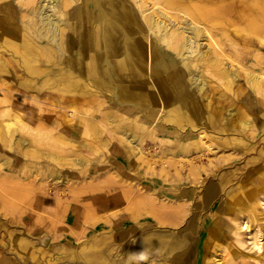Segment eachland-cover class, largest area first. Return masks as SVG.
<instances>
[{
    "label": "bare ground",
    "instance_id": "obj_1",
    "mask_svg": "<svg viewBox=\"0 0 264 264\" xmlns=\"http://www.w3.org/2000/svg\"><path fill=\"white\" fill-rule=\"evenodd\" d=\"M19 158L58 222L94 192L117 240L143 212L134 264H264V0H0V167ZM107 240L71 259L105 258Z\"/></svg>",
    "mask_w": 264,
    "mask_h": 264
},
{
    "label": "rangeland",
    "instance_id": "obj_2",
    "mask_svg": "<svg viewBox=\"0 0 264 264\" xmlns=\"http://www.w3.org/2000/svg\"><path fill=\"white\" fill-rule=\"evenodd\" d=\"M77 29H78V27H77ZM231 52H233L232 49H231ZM239 53L241 54V56H240L241 58L247 56V52H239ZM103 68H105V67L102 66V69ZM15 93H16L15 94L16 98L21 97L22 99H26V97H27L25 94H23L24 92L22 89L16 88ZM16 98H14V100H16ZM43 112L45 113V115L49 114L48 110L47 111L45 110ZM33 113L38 114L37 111H33ZM5 117L6 116H4V119L7 118V117L6 118ZM78 135H79V133L76 136L78 137ZM80 138H82V136ZM47 145H48L47 142L46 143L42 142L40 144V147L41 148H47ZM145 148H149L150 155H151V154H153V150L155 149V146L149 144V145H146ZM4 152L5 153H12V152H10V150L7 151V148L6 149L4 148ZM150 155H149V157H150ZM106 156L108 158V162L111 161V154H107ZM17 161L18 162L13 164V165L11 164L7 167H0V260L5 258L4 260L9 261L10 264H100V261H97L95 259L89 260V261H83V260H85L84 255H82L83 259L81 258L78 261L71 259L70 251L68 248L70 247V249H76L79 251H81V249H82V251H84V249H86L85 246H87V243H86V242H88V241H86L87 239L85 240V238H83V234H79V232H80V231L78 232L79 229H76L77 233L73 234V237L68 236V233L71 232V227L68 225V222H66L67 221L66 219H64L61 222L60 221L58 222V221L54 220V216L46 218L48 216V214H46L45 212L41 213V210L38 209L39 204L36 201L38 200V198H40V196H46L49 198V200H51L54 196V193L52 192L51 189H48L46 187L42 188L41 186H39L38 185L39 183H37V179L39 177L36 175L33 177L32 174L30 173L29 167L32 166L33 161L27 162L26 160H23L20 158ZM25 162H27V163H25ZM106 162L102 166H100L101 167L100 169L102 170L101 173H103V174L99 173V174H97V176H95V177H97L96 180L98 183L102 182L104 179L103 176H105V174H104L105 172L103 169L106 166ZM14 165H16V166H23L24 165L22 168L23 172H21L20 175L17 174L18 176L15 179L10 177V176L8 177V175H10V173H12V171L15 169ZM51 165H53V164H51ZM156 166H158V165H156ZM64 168L68 169L67 171H69V172L71 170H72L71 172H74V170L72 168L70 169L68 166H65ZM143 173L144 172H141V174H139L137 176L133 175L130 179L133 182L140 183V188H141V186H144L147 183V180L150 179L149 176H145V175H143ZM92 177H94V176H92ZM214 180H216V179H214ZM90 181H92V179L87 180V179L81 178L79 180V182H81V183L76 184L73 180L71 182V185H69V188L73 189L75 192H78V191L80 192V189L87 187V184L90 183ZM144 182H146V183H144ZM33 184H34V186H33ZM25 186H26V188H25ZM27 187H29V188H27ZM27 189L28 190L31 189V190H29V192H31V193H29L27 191ZM5 191L7 192L6 194H5ZM34 191H35V193H34ZM104 192H105V190H104ZM10 193L14 194V195L16 194L15 196H17V198L15 197V199H14L13 198L14 195L11 196ZM101 193L100 192H94L92 194H101ZM71 194H72L71 192L68 194L69 198H71L69 196ZM81 197H83V195ZM2 198H4V199H2ZM8 203H10V204H8ZM70 204L75 205V207L86 208V204L82 203L81 201H79V202L78 201H72ZM128 207H130V205ZM36 210H38V211H36ZM87 210L89 211V209H87ZM39 211H40V214L42 216L40 219L36 218L37 212H39ZM141 213L143 214V212H141ZM85 214L86 215L83 217V220L81 221V226L82 225L87 226V225L93 224L94 216L91 214V212L86 211ZM86 221H89V222L85 223ZM4 225H6V226H4ZM7 227H8V229H7ZM20 235H23L24 237L27 236V238L29 237L31 239H33V238H45L48 241H50V239L53 238L51 240L52 249L49 251H46L45 253L39 251L38 249L37 250L31 249L29 252H23V251L19 250L17 247L18 238ZM87 236L90 237L89 234ZM84 242L86 243V245ZM36 245H38L37 242H36ZM41 245H43V244L41 243ZM42 258H43V260H42ZM145 260H143V261L138 260V262H144ZM135 262H137V261H135ZM135 262L131 261L127 264H134Z\"/></svg>",
    "mask_w": 264,
    "mask_h": 264
},
{
    "label": "crops",
    "instance_id": "obj_3",
    "mask_svg": "<svg viewBox=\"0 0 264 264\" xmlns=\"http://www.w3.org/2000/svg\"><path fill=\"white\" fill-rule=\"evenodd\" d=\"M20 89H23L22 86H20ZM100 195L101 194H90V195H87V196L83 195V197L80 198L79 201H81L82 203L86 204V208H85L86 210L84 208H82V207L78 208V207H75V205H71L70 204V206H69L70 209H68V212H67V215H66V220L68 222V225L71 227V232H69L70 234L68 233V236L72 237L73 234H74L73 232L77 233L76 229H79V231H81V229H83V228H85V231H84L85 233L83 232L81 234H83V238H85V240L87 239L86 241H88V242L95 235H99V234L106 235V237H108V240H107L108 242L104 245L105 246L104 249H101V251H103V255H104L105 258L96 259L97 261H100V264H127V263H129L131 261L135 262V261H138V259H136V257L134 255H132V254H135V253L139 254V253L143 252L147 256L145 250L141 246V243H142L141 242L142 241L141 236L145 233L144 232V228L141 226L142 221H143V216H142L143 214L140 213L138 215V220H137V224H136L137 225L136 226V231L132 235H128L124 240H119V239L117 240L115 238V235H116V233L118 231L123 230V227H120V228L117 227V225H118L117 217L114 219L113 218L114 216H112V218L109 219L110 220L109 224L105 223L104 219L102 220V218L110 217L114 210L111 208L112 206L107 207L108 205H105L104 208H101L100 204L102 203V201H101L102 199L100 198L101 197ZM36 202L38 204L39 203L41 204V205L40 204L38 205V207H39L38 209L41 210V213L45 212L46 214H48L47 217L45 216L46 218H49V217L53 216L52 211H50V208H49V206L51 204L50 203L51 200H49L48 197L40 196V198ZM87 209H89V211ZM36 211H38V210H36ZM86 211L87 212H91V214L94 216V220H93V224L94 225L93 224L92 225H88L87 227L83 226V225L81 226V221L83 220V217L86 215L84 213ZM73 213L76 214V215L79 213V217L76 216V219H78L77 222L75 221L76 219H75V217H74L75 215H73ZM37 215H36V218L40 219L42 217L41 214H40V211L37 212ZM81 216H83V217H81ZM78 222H79V224H78ZM112 229L114 231L111 234V230ZM137 231H139V232H137ZM88 234H89L90 237L87 236ZM110 236H111V238H110ZM130 244H132V245H130ZM124 245H127L126 246L127 248L126 247L125 248L121 247V246L124 247ZM89 249H91V248L87 247L84 251H87Z\"/></svg>",
    "mask_w": 264,
    "mask_h": 264
},
{
    "label": "clouds",
    "instance_id": "obj_4",
    "mask_svg": "<svg viewBox=\"0 0 264 264\" xmlns=\"http://www.w3.org/2000/svg\"><path fill=\"white\" fill-rule=\"evenodd\" d=\"M132 255H134L136 257V259H138L140 261L147 259L146 255L143 252H141L139 254H132Z\"/></svg>",
    "mask_w": 264,
    "mask_h": 264
}]
</instances>
